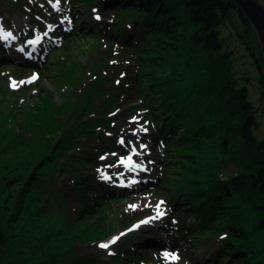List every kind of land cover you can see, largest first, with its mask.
<instances>
[{
  "label": "trees",
  "instance_id": "obj_1",
  "mask_svg": "<svg viewBox=\"0 0 264 264\" xmlns=\"http://www.w3.org/2000/svg\"><path fill=\"white\" fill-rule=\"evenodd\" d=\"M68 1L90 5L95 0ZM100 2V10L114 11L108 33L101 35L98 24L94 27L90 17L77 13L87 25L67 33L66 42L84 33L118 43L121 40L113 39L112 32L119 35L131 20L136 29H144L141 40L137 41L132 31L127 40L120 42L134 56L135 68L121 79L122 84L132 85L119 88L132 91L155 124L151 132L162 137L164 161L169 164H160L162 185L171 186L166 193L171 212L181 215L186 207L197 210L200 218L211 217L204 225L189 228L186 219L174 216L177 224L187 230L182 234L179 230L178 234L203 245L216 234H224L225 245L215 256V264H264V138L256 136V111L264 115V61L249 19L232 0ZM232 9L242 19L244 31L237 33L247 44L259 72L256 81L260 109L251 102L247 84H239V78L231 72L230 55L224 50L220 27L230 20L236 28L230 19ZM212 61H217L219 67H212ZM36 65L23 62L15 68ZM40 69L44 71L45 65ZM56 71L62 76L59 81L66 82V70L61 67ZM96 77L98 81L103 78L100 74ZM94 89L98 91L89 87L82 97L85 101L76 112L78 122L68 126L63 121L71 118L72 109L62 119V109L57 106L71 107V101L56 105L52 94L43 89L42 108L40 99L33 104L35 115L38 119L42 115L52 117L50 127L57 131L53 133L55 139L46 141L25 159H19L18 153L3 159L7 146L0 145V264H103L97 257L83 256L77 244L108 234L105 197L90 206L83 201L91 192L89 177H75L71 189L77 191L82 202L80 209L66 219L62 213L64 200L55 197L52 187L59 176L70 177L91 163L82 148L98 137L97 127L110 125L118 118L104 113L107 106H116L117 92ZM96 94L104 96L100 111L83 118L82 111L93 108ZM2 120L0 117V123ZM3 125L0 141L14 131V127L3 129ZM109 141L106 138L95 154L110 151ZM126 244L124 247H128ZM131 246L137 247L135 243ZM123 254L114 259L123 263L125 257L128 263L133 259L131 250Z\"/></svg>",
  "mask_w": 264,
  "mask_h": 264
},
{
  "label": "rangeland",
  "instance_id": "obj_2",
  "mask_svg": "<svg viewBox=\"0 0 264 264\" xmlns=\"http://www.w3.org/2000/svg\"><path fill=\"white\" fill-rule=\"evenodd\" d=\"M259 1L264 4V0ZM79 3L83 5L71 4L68 0H0V117L4 118L0 124H4L3 129L5 126L14 127V131L0 141L1 147L7 146V149L3 150V157H0L10 158L14 153H18L19 159H25L38 150L43 143L55 139L53 133L57 131H52L50 127L52 117L42 115V118L38 119L35 115L34 105L39 103V99L41 104V98L45 97L43 89L52 94L56 105L68 99L71 101V107L66 104L57 106L62 109L60 112L63 114L62 119L63 117L66 119L70 108L72 109L71 118L63 121L67 126L75 120L78 122L76 112L84 105L83 98L89 87L95 92L98 91L94 89L95 87L107 88L110 93L111 90H115L117 92L116 106L112 109L107 106L104 113L108 115L107 117L118 118L110 125L104 124L97 127L95 132L98 137L88 140L86 146L83 144L85 147L82 150L91 163L83 165L81 171L70 177L59 176L52 184L55 197H61L64 200L62 213L66 219L80 209L82 202L77 191L71 189L75 177L87 175L90 179L91 192L87 193L83 201L91 206L105 197L108 203L104 210L106 222L110 226L108 234L92 242L77 244L81 254L97 257L103 264H215V256L223 251L225 235L216 234L203 245L198 244L197 241L189 242L190 240L188 241L186 237L178 234L179 230L180 234L187 230L185 226L177 224L174 216L186 219L189 228L194 225L202 226L211 217L200 218L197 210L186 207L181 215L171 212L172 209L168 207L166 197L171 186L162 185L160 164L163 162L166 164L162 137L158 133L151 132L150 128L155 124L150 114L148 116L142 110L139 100L134 97V94L132 95V91L119 88L120 85H132V82L122 84L121 79L129 76L135 68L134 56L124 49L120 42L122 39L127 40L132 31L136 35V40H141L144 29H136L131 20L124 24L119 35L112 32L113 39L121 40L118 43L112 39L100 37L94 39L84 33L66 42L67 33L84 24V26L87 25L83 22L85 18L79 19L77 13L81 14L80 17H90V21L93 22L91 25L94 27L98 24L101 35L105 36L104 34L108 33L114 11L100 10L102 6L100 0H95L90 5ZM93 9L96 11L93 12ZM96 15H99L101 19L96 20ZM230 19L236 28L230 20H227L221 25L220 30L221 37L226 43L224 50L230 55L231 72L239 78V84H247L251 102L260 109L261 94L256 81L259 76L257 65L247 44L237 33L244 31L243 22L234 9L230 10ZM251 29L260 45L257 31L252 23ZM8 33L11 35L9 36ZM34 40H39V46L29 43ZM34 49H40V54L36 55ZM25 59L29 62H37L36 67H24V65L23 69H16L15 67L23 65L19 60ZM262 60L264 61L263 50ZM210 64L214 68L220 65L217 61H212ZM44 65L43 71L40 68ZM46 65L49 67L47 68ZM61 67L66 70L63 78L66 82L59 81L62 76L56 70ZM99 74L103 78L102 80L99 78L98 81L96 76ZM33 75L37 79L32 83H19L30 80ZM12 81L17 82L16 88L10 86ZM72 82L75 84L70 85ZM103 99V95H94L93 108L90 111H86L87 108L83 110L82 113L85 112V114L82 117L88 118L92 114L95 115L94 112L100 111ZM118 114L120 115L116 116ZM256 116L258 117L256 136L262 139L264 138V115L257 110ZM134 117L135 121H133ZM133 132L136 134L133 135ZM16 138L20 140L16 141ZM106 138L110 140L108 145L111 150L104 152L103 155L95 154L104 146ZM121 138L124 144L118 143ZM81 140L84 141V137ZM141 144L146 148L141 149ZM133 148L138 152L135 159L143 163L142 168L140 167L134 173L120 163V160L132 152ZM101 156L105 159L101 160ZM166 165L169 166V164ZM231 168L233 169L232 166ZM98 169L109 179H102ZM94 198L95 201H93ZM161 201L163 204L159 211L163 215L157 216L156 205ZM130 205H136V207L133 209ZM144 217L148 218V223H141L140 219ZM99 241H107L108 248L98 247ZM125 243L128 247H124ZM132 243H135L136 249L132 248ZM125 250H131L133 259L128 263L129 259L125 257L126 262H117L114 258L124 255ZM165 253L168 254L167 258ZM173 255L178 259H171ZM228 258L230 257L226 259Z\"/></svg>",
  "mask_w": 264,
  "mask_h": 264
},
{
  "label": "water",
  "instance_id": "obj_3",
  "mask_svg": "<svg viewBox=\"0 0 264 264\" xmlns=\"http://www.w3.org/2000/svg\"><path fill=\"white\" fill-rule=\"evenodd\" d=\"M240 7L245 16L252 23L257 31V38L260 41L261 50L264 54V4L259 0H232Z\"/></svg>",
  "mask_w": 264,
  "mask_h": 264
},
{
  "label": "snow or ice",
  "instance_id": "obj_4",
  "mask_svg": "<svg viewBox=\"0 0 264 264\" xmlns=\"http://www.w3.org/2000/svg\"><path fill=\"white\" fill-rule=\"evenodd\" d=\"M95 11H96V9H93V12H95ZM95 19H96V20H100L101 17H100L99 15H96V16H95ZM8 35L10 36L11 33H8ZM29 43H34V41H29ZM36 79H37V77H36L35 75H33V76L31 77L30 80H28V81H20L19 83H20V84H24V83H32V82L35 81ZM10 86L13 87V88H16V87H17V82L12 81ZM133 121H135V117L133 118ZM143 130H144V131H147V129H143ZM135 134H136V133L133 132V135H135ZM118 143H120V144H124V140L121 138V139L118 140ZM129 143H130V142H129ZM140 148H141V149H144V148H146V146L143 145V144H141V145H140ZM132 151H133V153H135V152H136V149L133 148ZM113 155H115V153H113ZM100 159L103 160V159H105V157H104V156H101ZM120 163H121V164L131 163V157H128V158H127V161H125V160H120ZM98 172H100V177H101L102 179H104V180H108V179H109V177L106 176V175H104V173H103L102 171H100L99 169H98ZM134 182H135V181H133V183H134ZM162 204H163V201L159 202V203L156 205L157 216H161V215H163V213L159 211V209H160V207H161ZM130 207L134 209V208L136 207V205H130ZM154 218H155V217H153V219H154ZM141 223H148V220H143V221H141ZM112 242L114 243L115 241L113 240ZM108 246H109V245H108L107 243H100V244L98 245V247L103 248V249L108 248ZM167 257H168V254L165 253V258H167ZM171 259L176 260V259H178V257L175 256V255H173V256L171 257Z\"/></svg>",
  "mask_w": 264,
  "mask_h": 264
},
{
  "label": "bare ground",
  "instance_id": "obj_5",
  "mask_svg": "<svg viewBox=\"0 0 264 264\" xmlns=\"http://www.w3.org/2000/svg\"><path fill=\"white\" fill-rule=\"evenodd\" d=\"M127 156H130V155H127ZM126 158V157H125ZM124 158V159H125ZM136 161H137V166H129V167H127L129 170H130V172H133L134 173V171H136V170H138V169H140V167L142 168V161H139L138 159H135ZM152 221V220H151ZM149 222V221H148ZM177 222V221H176ZM174 230L175 231H177L175 228H174Z\"/></svg>",
  "mask_w": 264,
  "mask_h": 264
}]
</instances>
